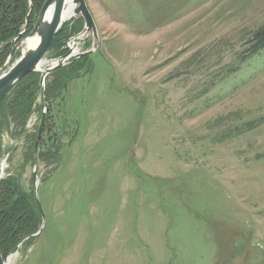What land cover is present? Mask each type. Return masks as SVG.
Wrapping results in <instances>:
<instances>
[{"label":"rangeland","instance_id":"1","mask_svg":"<svg viewBox=\"0 0 264 264\" xmlns=\"http://www.w3.org/2000/svg\"><path fill=\"white\" fill-rule=\"evenodd\" d=\"M85 1L98 51L45 99L37 152L58 146L57 163L24 159L39 94L25 133L0 132V181L19 175L45 218L5 260L264 264V48L246 54L264 0Z\"/></svg>","mask_w":264,"mask_h":264},{"label":"trees","instance_id":"2","mask_svg":"<svg viewBox=\"0 0 264 264\" xmlns=\"http://www.w3.org/2000/svg\"><path fill=\"white\" fill-rule=\"evenodd\" d=\"M45 1L31 0L32 8L29 13L28 27L23 36L32 31L38 13ZM29 6L30 0H0V71L11 52L12 40L17 38L25 28ZM79 23L77 25H75L76 22L72 24L70 33L77 34L80 32L82 23L81 21ZM68 26L64 25L60 28L50 46V50L52 49L55 55L62 56L65 53L62 47L71 35L66 32ZM66 35L67 38L65 39ZM23 36L18 38L17 41ZM249 44L250 48L246 54L250 57L264 48V24L253 31ZM88 57L82 56L75 61H71L68 66L48 76L45 89L46 101L57 99L64 89L65 81L79 77L80 73L89 67ZM38 83L39 75L30 73L8 91L0 102V132L5 127L9 129L10 123H12L13 128H16L15 135L25 133L26 121L33 111L39 94ZM49 118L47 114L44 130L47 128ZM12 135L14 136V134ZM35 138L36 135L28 140V148L24 152L25 161L36 160L38 155V159L47 165L56 164L59 155L58 146L54 148L53 146L47 147L45 150H38L39 152L35 153L33 147ZM19 178V175L8 176L0 181V251L4 260L15 251L19 244H26L27 246L32 244L35 239L33 235L38 232L40 223V213L35 204V195L32 191L26 193V196L23 197L18 189V184H21ZM24 241L25 243H23Z\"/></svg>","mask_w":264,"mask_h":264},{"label":"water","instance_id":"3","mask_svg":"<svg viewBox=\"0 0 264 264\" xmlns=\"http://www.w3.org/2000/svg\"><path fill=\"white\" fill-rule=\"evenodd\" d=\"M75 7L74 15L72 16V23L77 22L78 20L82 19L83 21V27L77 34H74L67 42L65 47H63L66 52V54H63L62 56H59L58 58L52 59L51 61H45L44 57L49 50L56 34L60 30V28L63 26V24L66 22L63 20V11L66 4V0H46L44 4L42 5L36 22L33 26L32 31L30 32L29 36L25 38L23 41L18 42L17 44H14L15 41H17L18 38H20L25 32L28 27V18L29 13L32 8L31 0H30V6L28 10V14L26 17V24L23 32L15 38L12 42V49L8 56L7 62H10L13 58V56L17 53V51H20L19 57L14 61V63L11 65V67L4 73L0 74V102L5 97V95L8 93V91L17 84L22 78H24L26 75L30 73H38L39 74V96H40V108H41V117L40 122L38 126V133L34 144V152H37L39 142L41 140L42 131L45 125L46 117H47V104L45 103V83L47 77L54 73L55 71L67 66L70 63V60L72 58H77L78 56H90L92 53L98 51L99 47V39L98 34L96 30V26L93 20V17L87 7L85 0H72ZM52 7V14L50 15V18L46 20V15L48 9ZM68 21V20H67ZM93 34L96 38L95 42L93 43L92 48L80 52L78 55L73 56L74 47L79 43L85 44L89 41L90 34ZM37 36L38 37V43L35 45V47L30 49H24V43L28 38ZM6 62V63H7ZM91 63L89 62V66ZM18 189L23 195V197L26 196L25 191L22 189L21 185L18 184ZM35 204L40 212V215L42 217V226L39 229L37 233L33 235L34 238H38L43 230L44 227V215L41 208V203L35 196ZM17 250V248H16ZM15 250V251H16ZM8 260V259H7ZM3 259L2 253L0 251V264H6V261Z\"/></svg>","mask_w":264,"mask_h":264},{"label":"bare ground","instance_id":"4","mask_svg":"<svg viewBox=\"0 0 264 264\" xmlns=\"http://www.w3.org/2000/svg\"><path fill=\"white\" fill-rule=\"evenodd\" d=\"M75 7H76V5H74L72 0H66V4L64 7V11H63V20L67 21V20H70L72 18V16L74 15ZM51 14H52V7L50 9H48V11H47L46 20H48L50 18ZM37 43H38V37L37 36L28 38L24 43V49L26 50V49L33 48V47H35V45ZM77 51H78V49H77ZM77 51L74 49L73 54H75ZM2 168H3V165H2ZM9 260H11V258ZM6 264H9L8 260L6 261Z\"/></svg>","mask_w":264,"mask_h":264},{"label":"built area","instance_id":"5","mask_svg":"<svg viewBox=\"0 0 264 264\" xmlns=\"http://www.w3.org/2000/svg\"><path fill=\"white\" fill-rule=\"evenodd\" d=\"M78 45H79V43L74 47V49L77 47L78 51L75 54H73V56H76V55H78L81 52V49L78 47ZM33 121H34V119L30 118V122H33Z\"/></svg>","mask_w":264,"mask_h":264},{"label":"flooded vegetation","instance_id":"6","mask_svg":"<svg viewBox=\"0 0 264 264\" xmlns=\"http://www.w3.org/2000/svg\"><path fill=\"white\" fill-rule=\"evenodd\" d=\"M77 49H78V48L76 47L75 50L77 51ZM65 52H67V51H65Z\"/></svg>","mask_w":264,"mask_h":264}]
</instances>
